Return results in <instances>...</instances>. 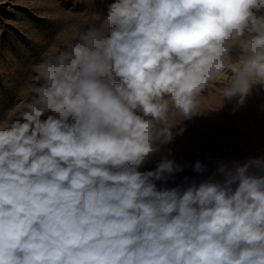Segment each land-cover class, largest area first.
Wrapping results in <instances>:
<instances>
[{
  "label": "clouds",
  "instance_id": "1",
  "mask_svg": "<svg viewBox=\"0 0 264 264\" xmlns=\"http://www.w3.org/2000/svg\"><path fill=\"white\" fill-rule=\"evenodd\" d=\"M34 71L0 121V264H264V155L205 176L167 147L218 80L233 112L264 90V0H114Z\"/></svg>",
  "mask_w": 264,
  "mask_h": 264
},
{
  "label": "rangeland",
  "instance_id": "2",
  "mask_svg": "<svg viewBox=\"0 0 264 264\" xmlns=\"http://www.w3.org/2000/svg\"><path fill=\"white\" fill-rule=\"evenodd\" d=\"M112 2L114 0H0V121L13 118L38 87L40 78L34 65L45 57L54 56L86 28L94 12L106 13ZM223 87V80H218L200 98L201 115L185 121L186 128L180 126L174 130L179 134L167 146L180 163H194L199 159L208 167L205 176L214 171L220 159L231 161L264 155V138L257 137L258 143L251 144L246 131L249 124L239 114L244 110L252 123L264 125V111L260 110L264 90L255 88L246 103L233 112L234 101L222 107ZM178 119L177 115L174 121ZM152 167L154 164L149 165L148 170ZM185 176L192 178L196 174L186 169L178 174L177 183Z\"/></svg>",
  "mask_w": 264,
  "mask_h": 264
},
{
  "label": "bare ground",
  "instance_id": "3",
  "mask_svg": "<svg viewBox=\"0 0 264 264\" xmlns=\"http://www.w3.org/2000/svg\"><path fill=\"white\" fill-rule=\"evenodd\" d=\"M239 114H240L241 117H245L246 118L245 120L249 124V129L246 130L247 131V134L249 136V139H250L249 141L253 145L256 144V143H258L257 137L258 138L259 137L260 138H264V125H262V126L261 125H255L254 123H252L250 119H247V117H246L247 116V112L244 111V110L243 111H240ZM235 123L238 124V125L240 124L239 122H236V121H235Z\"/></svg>",
  "mask_w": 264,
  "mask_h": 264
}]
</instances>
